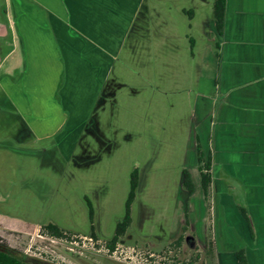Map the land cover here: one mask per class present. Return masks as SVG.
Wrapping results in <instances>:
<instances>
[{"label": "rangeland", "instance_id": "rangeland-1", "mask_svg": "<svg viewBox=\"0 0 264 264\" xmlns=\"http://www.w3.org/2000/svg\"><path fill=\"white\" fill-rule=\"evenodd\" d=\"M214 2L144 0L123 45L112 47L111 69L91 112L93 99L80 96L68 114L71 127L58 140L37 138L0 93V245L46 264H205L203 249L215 255L208 253L206 264L229 263L220 255L244 235L232 202L237 177L216 160L218 181L227 187L210 186L205 197L195 138L200 135L208 155L201 107L204 95L216 96L217 68L221 73L224 67L218 65L219 40L207 25ZM190 9L194 20L184 11ZM135 168L132 223L111 250ZM184 169L193 174V196L182 187ZM50 223L64 236L49 235L44 226ZM92 232L99 241L95 250L74 243Z\"/></svg>", "mask_w": 264, "mask_h": 264}, {"label": "crops", "instance_id": "crops-1", "mask_svg": "<svg viewBox=\"0 0 264 264\" xmlns=\"http://www.w3.org/2000/svg\"><path fill=\"white\" fill-rule=\"evenodd\" d=\"M143 5L144 0H0V93L37 138L58 140L67 132L59 135L71 127L68 114L80 96L93 99L91 112L111 69L112 47L123 45ZM186 13L195 19L192 9ZM207 25L219 40L218 65L224 64L221 73L216 67V96L204 95L201 107L211 189L227 187L218 181V160L237 177L232 202L244 225L243 241L238 234L236 248L220 256L241 264L236 253L244 250L246 264H264V0H227L222 34L214 18ZM69 95L72 100H66ZM195 138L200 144V135ZM208 253L213 255L203 249L205 264Z\"/></svg>", "mask_w": 264, "mask_h": 264}, {"label": "trees", "instance_id": "trees-1", "mask_svg": "<svg viewBox=\"0 0 264 264\" xmlns=\"http://www.w3.org/2000/svg\"><path fill=\"white\" fill-rule=\"evenodd\" d=\"M226 6H227V0H215L214 5H213L214 23H215V28L217 30V33L219 35L222 34L224 24H225ZM143 8H144V5H143ZM141 13L142 12L140 11L137 18L142 15ZM189 16L191 17L192 14H189ZM197 155H198L197 161L200 165H202L200 169V178H201V186L204 192V196L206 197L209 194L210 186L212 183L211 157L209 155L204 154L200 144L197 145ZM138 187H139V170L135 168L130 174V187H129L128 197L125 203L124 217L122 218L120 222H118L116 226L115 234L109 243V248L111 250L115 248L116 243L121 239V237L126 233L128 228L131 226V223H132L131 209H132V204L136 199ZM183 187L186 189L189 195L194 194L195 183L193 181V177L191 173L187 169L183 170ZM86 203L88 206L90 222L93 223V215H94L93 205L88 198H86ZM241 212L244 215V217L248 220L245 210L241 208ZM91 228L93 231L94 230L93 225L91 226ZM44 229L49 235L53 237L64 236V231L55 224L50 223L48 225H45ZM91 234L96 238L93 232ZM179 244H180V240H179ZM236 256L241 264H246L244 250L238 251L236 253ZM0 264H46V263H41L39 261L29 259V258L25 259L17 255H14L12 253L0 251ZM190 264H194V262H191Z\"/></svg>", "mask_w": 264, "mask_h": 264}, {"label": "built area", "instance_id": "built-area-1", "mask_svg": "<svg viewBox=\"0 0 264 264\" xmlns=\"http://www.w3.org/2000/svg\"><path fill=\"white\" fill-rule=\"evenodd\" d=\"M77 238V237H76ZM74 243L78 246L80 243L82 244V247L86 248L87 251L95 250V248L98 246L99 241L95 237H83L77 238L74 240ZM109 250V249H108ZM114 250V249H113Z\"/></svg>", "mask_w": 264, "mask_h": 264}, {"label": "flooded vegetation", "instance_id": "flooded-vegetation-1", "mask_svg": "<svg viewBox=\"0 0 264 264\" xmlns=\"http://www.w3.org/2000/svg\"><path fill=\"white\" fill-rule=\"evenodd\" d=\"M198 162V161H197ZM182 187H183V182H182ZM202 187V186H201ZM184 188V187H183ZM196 189V188H195ZM184 190L186 191V189L184 188ZM203 190V189H202ZM187 192V191H186ZM195 193V192H194ZM204 193V192H203ZM187 194L189 195V193L187 192ZM194 195V194H193ZM189 196H192V195H189ZM187 212V211H186ZM184 239H185V241L187 242V243H193V240L190 238V237H188V236H186V237H184ZM195 243V242H194ZM193 243V244H194ZM179 245V244H178ZM0 251H3V252H7V253H12V254H14V255H17V254H15L14 253V251H12V250H10V249H8L5 245H0ZM17 256H19V257H22V258H29V257H27V256H21V255H17ZM196 256H198V255H196ZM191 263V260H189L188 261V263H186V264H190ZM194 264H195V262H194Z\"/></svg>", "mask_w": 264, "mask_h": 264}]
</instances>
